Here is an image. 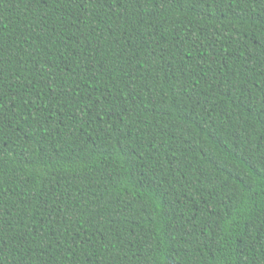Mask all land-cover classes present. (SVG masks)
Listing matches in <instances>:
<instances>
[{
	"label": "trees",
	"instance_id": "16d2710c",
	"mask_svg": "<svg viewBox=\"0 0 264 264\" xmlns=\"http://www.w3.org/2000/svg\"><path fill=\"white\" fill-rule=\"evenodd\" d=\"M0 264H264V0H0Z\"/></svg>",
	"mask_w": 264,
	"mask_h": 264
}]
</instances>
